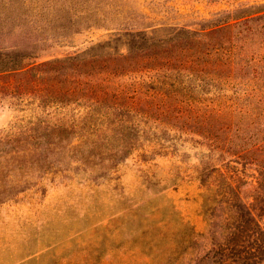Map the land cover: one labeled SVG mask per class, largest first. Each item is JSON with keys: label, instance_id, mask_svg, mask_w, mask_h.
Segmentation results:
<instances>
[{"label": "rangeland", "instance_id": "1", "mask_svg": "<svg viewBox=\"0 0 264 264\" xmlns=\"http://www.w3.org/2000/svg\"><path fill=\"white\" fill-rule=\"evenodd\" d=\"M74 1L97 25L53 40L36 61L130 54L114 68L138 111L125 122L134 126L127 137L131 153L108 178L73 164L68 177L49 175L16 201L1 203L0 264H212L205 256L220 236L218 228L208 232L206 190L194 166L213 165L210 180L227 175L229 208L215 214L234 218L248 211L264 225V107L258 102L264 90L251 73L264 69V19L251 25L262 32L245 43L239 64L247 68L232 79H225L221 62L204 64L199 51L208 39L223 52L229 28L197 40L190 33L227 14L250 11L259 18L264 0ZM132 38L144 44L130 53ZM26 108L0 101V132L35 112ZM213 108L223 109L220 123ZM209 115L212 123L204 124ZM228 117L239 131L226 135L210 126Z\"/></svg>", "mask_w": 264, "mask_h": 264}, {"label": "trees", "instance_id": "2", "mask_svg": "<svg viewBox=\"0 0 264 264\" xmlns=\"http://www.w3.org/2000/svg\"><path fill=\"white\" fill-rule=\"evenodd\" d=\"M259 11L260 19L253 18L254 12L244 11L227 14L208 26V30L185 32L197 40L229 28L223 52L208 39L199 51L207 58L204 64L221 62L226 69L225 79H232L240 69L247 68L239 64L245 43L262 32L263 26H251L264 19V9ZM86 15L74 0H0V101L10 100L19 111L28 106L35 111L21 114L0 132V204L16 201L49 175L68 177L73 164L84 172L90 170L97 178H108L131 153L133 144L127 137L134 126L130 128L125 122L138 111L127 100L128 90L119 84V75L123 73L114 68L130 54L92 52L36 61L53 40L97 25ZM235 27L238 30L232 33ZM190 34L186 38L194 41ZM143 44L144 40L137 42L132 38L129 52ZM251 73L261 80L259 90H264V69L252 68ZM260 97L258 102L264 107V97ZM232 106L233 103L228 107L230 113L236 110ZM166 107L170 109V105ZM222 111L211 110L216 123L222 121L218 119ZM209 118L210 115L203 123H212ZM210 126L221 128L226 135L241 128L231 117ZM192 169L206 190L202 207L208 232L214 233L218 228L220 236L211 248L212 255L205 258L212 264L264 263V225L248 211L241 210L234 218L227 212L223 216L214 213L218 207L229 208L227 175L207 179L215 169L208 163ZM217 219H222L221 223Z\"/></svg>", "mask_w": 264, "mask_h": 264}]
</instances>
